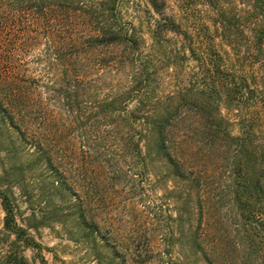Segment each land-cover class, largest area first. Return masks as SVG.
<instances>
[{
    "label": "rangeland",
    "instance_id": "1",
    "mask_svg": "<svg viewBox=\"0 0 264 264\" xmlns=\"http://www.w3.org/2000/svg\"><path fill=\"white\" fill-rule=\"evenodd\" d=\"M158 4L0 0V190L24 229L18 238L4 227L0 199V264H264L250 253L264 232L235 203L242 180L225 129L238 133L240 109L209 94L203 65L207 27L223 62L238 69L240 61L257 79L252 0ZM219 18L230 23L224 38ZM170 19L186 34L168 30ZM100 26L132 32L137 52L83 45ZM131 81L145 109L183 115L165 150L181 172L154 145L141 141L137 153L135 126L123 117L137 106L125 103ZM48 151L66 182L46 165Z\"/></svg>",
    "mask_w": 264,
    "mask_h": 264
},
{
    "label": "trees",
    "instance_id": "2",
    "mask_svg": "<svg viewBox=\"0 0 264 264\" xmlns=\"http://www.w3.org/2000/svg\"><path fill=\"white\" fill-rule=\"evenodd\" d=\"M149 3L155 10H159L158 6L160 5L158 4V0H149ZM251 8L253 12L251 15L253 19L250 23L251 43L258 50L257 53L263 56L257 65V72H259L257 79L253 74L251 75L249 73L250 75H248L245 72L247 68L243 67L240 61L237 64L239 66L238 69L232 68L223 62L220 54L213 47L214 39L207 33V27L203 28V36L204 42L206 43V58L209 57V59L203 65L207 66L205 67V71L207 72L206 78L209 80L208 86L211 90L209 94L214 91L221 100H224V98L231 99L238 105L237 111L240 109L238 114H235L238 117V121L236 122L238 125V133L232 135L228 127L225 129V135L235 146V154L238 159L235 164V174L237 178L242 180L235 189V203L237 204L240 215L246 220L252 223L254 222L256 225L258 223L264 232V187L261 182V178L264 176V140L260 141L257 137L258 134H262L264 138V130H261L262 126H264V0H252ZM221 14L223 13L219 15L221 16ZM219 24L221 29H223L220 36L224 38L226 36L225 32H227L226 27L230 26V23L228 20L225 21L219 18ZM167 29L180 35L186 34L174 19H170ZM87 42L93 47L109 46L111 44L124 45L125 47H129L132 52H135L138 47V42L132 32L104 26H100L87 33L83 37L82 44L85 45ZM189 48L193 52V49L191 47ZM252 82H254V85ZM66 84L68 83L66 82ZM69 90L70 87L68 86L64 90L68 105L71 96ZM135 90L136 85L133 81L124 89L123 93L126 95L124 97L125 103L131 100V98H136L137 106L135 110H131L130 112L126 111L123 117L135 126V131L137 132V139L135 141L137 153L139 155L142 154V156L144 154L142 153L141 141H144L146 145H154L157 153L163 154L164 160L174 166L176 172H181L178 162L174 160L170 152L168 153L165 150L166 144L171 140L172 128L176 127L184 119L183 115L171 113L168 108L145 109L142 95L132 97L133 95L131 94ZM248 101L249 104L246 105V109L248 108V110L242 113L241 110L245 107V102ZM114 102L115 100L113 99L108 102L104 100L100 106L105 107L104 109L106 107L110 108ZM4 108L0 99V110L4 111ZM112 114V110H109L107 113H102V115L97 113L96 117L101 120L111 117ZM218 116L220 121H225L229 124V121L220 113ZM10 118L11 125L16 126L12 114ZM45 160L46 165L50 167V171H53L58 176H63L64 182H66L65 174L67 175V173L66 171H61L60 166H57L53 162L51 151L45 153ZM0 199L5 212L4 227L12 230L20 238L21 232L24 229L18 226L14 219L10 198L5 192L0 190ZM261 241L262 238H260L259 245L253 244L250 250V253L255 256V259L258 256L260 257V255L264 258V244ZM26 242L29 243L28 241ZM207 261L208 264H214L210 259H207ZM255 262L252 264H255ZM20 263L25 264L23 261Z\"/></svg>",
    "mask_w": 264,
    "mask_h": 264
}]
</instances>
